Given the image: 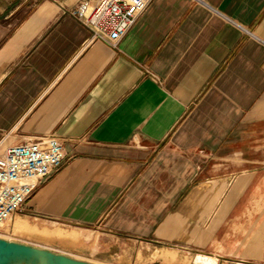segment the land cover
<instances>
[{
	"label": "crops",
	"instance_id": "1",
	"mask_svg": "<svg viewBox=\"0 0 264 264\" xmlns=\"http://www.w3.org/2000/svg\"><path fill=\"white\" fill-rule=\"evenodd\" d=\"M80 1L0 0V155L66 152L16 222L117 264H264V0H152L116 47Z\"/></svg>",
	"mask_w": 264,
	"mask_h": 264
},
{
	"label": "built area",
	"instance_id": "2",
	"mask_svg": "<svg viewBox=\"0 0 264 264\" xmlns=\"http://www.w3.org/2000/svg\"><path fill=\"white\" fill-rule=\"evenodd\" d=\"M152 0H81L71 15L88 28L91 41L116 47ZM66 157L54 136L11 146L0 155V230L20 211L35 188L54 174Z\"/></svg>",
	"mask_w": 264,
	"mask_h": 264
},
{
	"label": "rangeland",
	"instance_id": "3",
	"mask_svg": "<svg viewBox=\"0 0 264 264\" xmlns=\"http://www.w3.org/2000/svg\"><path fill=\"white\" fill-rule=\"evenodd\" d=\"M18 218L20 217L14 215L13 218L5 224L0 230V238L31 244L37 247L49 248L55 252L63 253L70 257L91 263L117 264L113 262L110 257L106 258L105 255L96 254L98 237V233L96 232L91 233L90 240L87 243L83 238L79 240L78 235L74 232L84 231H80L76 228L50 223H42L39 227L35 225V222L31 219V222L24 220L28 224H21V221L16 222ZM57 232L71 235L56 236L55 233ZM199 262L202 264H216L215 261H211L204 257H200ZM129 264L135 263L132 262Z\"/></svg>",
	"mask_w": 264,
	"mask_h": 264
},
{
	"label": "water",
	"instance_id": "4",
	"mask_svg": "<svg viewBox=\"0 0 264 264\" xmlns=\"http://www.w3.org/2000/svg\"><path fill=\"white\" fill-rule=\"evenodd\" d=\"M0 264H96L49 248L0 238Z\"/></svg>",
	"mask_w": 264,
	"mask_h": 264
}]
</instances>
